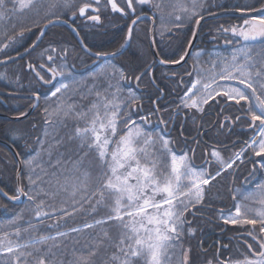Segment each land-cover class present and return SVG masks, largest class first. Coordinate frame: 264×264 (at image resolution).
<instances>
[{
  "label": "snow or ice",
  "instance_id": "obj_1",
  "mask_svg": "<svg viewBox=\"0 0 264 264\" xmlns=\"http://www.w3.org/2000/svg\"><path fill=\"white\" fill-rule=\"evenodd\" d=\"M236 10L247 14L242 25L216 30L232 46L230 55L196 50L185 41L188 50L181 43L170 56L125 68L113 61L131 48L140 24L152 25L143 30V39L151 35L150 48L157 46V31L176 38L186 36L180 30L187 28L195 38L201 21L215 14L213 7L207 0H0V53L6 57L0 63L34 56L24 68L41 88L50 86L43 94L33 91L30 105L39 108L42 95L46 101L38 147L19 162L14 194L0 188V197L24 204L0 223V264H194L185 241L196 234L194 220L209 186L225 172L239 186L228 188L232 209L218 214L225 225L240 226L237 246L244 251L206 264H264V0ZM106 20L125 21L122 43L114 51H92L80 32L103 29ZM62 26L94 62L87 82L71 71L67 41L44 45L49 32ZM28 32L36 37L30 46L23 43ZM72 53L82 60L76 48ZM169 64L183 69L171 70L181 89L175 117L191 122L192 142L204 145L200 166L196 149L177 151L165 129L147 127L159 109L142 114L140 96L127 87L129 80L139 86L147 79L159 92L152 71ZM0 79H8L7 73ZM236 125L250 132L239 151L229 154L227 142L218 140L212 144H222L223 152L206 150L209 133L224 135ZM22 135L11 132L13 142ZM245 160L252 168L240 170Z\"/></svg>",
  "mask_w": 264,
  "mask_h": 264
},
{
  "label": "trees",
  "instance_id": "obj_2",
  "mask_svg": "<svg viewBox=\"0 0 264 264\" xmlns=\"http://www.w3.org/2000/svg\"><path fill=\"white\" fill-rule=\"evenodd\" d=\"M207 2L213 7L214 13L228 12V11H238L237 6L240 8L256 3V0H207ZM147 8V6H145ZM207 16V15H206ZM90 24L91 22H86ZM105 28L103 29H89L84 27L80 32V37L85 40V43L92 46V51L104 50V51H114L122 43V34L120 32L125 21L123 20H106ZM242 17H222L218 19H212L206 21L200 29L197 43L195 46L196 50L210 51L213 48L220 47L224 39H221L217 33V28L221 25L225 27H230L233 25H242ZM80 25V21L76 22V26ZM194 27V26H192ZM149 29L148 23L140 24L137 30L138 38L134 40L131 48L120 55L113 62L117 66H123L125 68H131L135 66H140L150 63L153 58L151 55L149 47V39H143V30ZM157 29L159 30V21H157ZM37 31L33 29V32ZM183 33H187L186 36L181 35L176 38H162L159 35V31L155 35V40L158 42L155 46L159 58L164 56H170L177 47L183 43L186 50L187 43L185 41H190L192 33L188 31L187 28L180 30ZM55 34V35H54ZM230 35V34H228ZM27 38L26 43L30 44L36 39L31 32L25 33ZM215 37V39H213ZM3 37L0 35V41ZM64 40L67 41V47L69 49V65H74V67L79 68L82 61L87 60L88 57H84L83 53L80 52L79 45L74 37V35L64 26L56 27L49 32L48 38L45 39L44 45L46 46L50 41ZM19 47V46H18ZM76 48V51L82 56V60H77L75 58V53H72V49ZM232 49V46L230 47ZM11 51V49H9ZM39 51V50H37ZM20 52H23L21 48ZM16 53L13 52V57ZM26 58L22 61H17V63H11L6 66L0 67V73H7L8 79H0V89L1 91L13 93V94H33V91L47 92L46 89L41 88L28 74L24 65L28 62ZM0 59H6L3 53H0ZM193 61L189 60L186 67L191 68ZM177 72H183L180 67L175 69ZM167 72V75L162 73ZM77 79L80 74L73 73ZM171 75V70L158 67L152 74V77L156 80L159 90L163 93L162 99H160V92L157 91V87L149 86L148 80H144L139 84V88L144 91V93L138 94L140 96L139 105L142 109V114H147L150 110L159 109L157 113L150 117V120L154 123V126L158 125L160 120L157 118V114L160 118L165 121H169L172 118L174 110L176 111V104L178 103L179 95L181 94V89H177L173 80L168 78ZM16 77H19V83H17ZM92 77L89 78V80ZM185 80L190 79L185 76ZM32 101L29 99H7L6 107L1 105V113L10 116H20L21 113H25L31 105ZM46 101L41 96L40 107L27 119L20 122H9L1 119V140L10 144L11 147L16 151L19 159L23 161L33 154V149L38 147L36 144V137L41 135V129L44 124V112L43 107ZM155 105V106H154ZM170 106L171 108H166ZM166 108V109H165ZM214 119V116H212ZM207 119V117H206ZM182 122V117H176L175 127L178 128ZM172 123H167V127ZM35 126V127H33ZM238 125L234 126L232 132H225L224 135H214V133H209V138L205 139V142L211 144L212 146L221 147V151H224V146L222 144H212V140L226 141L227 148L230 146L229 154L231 151H239L240 147L243 146L241 143H237L232 146L234 140H236L239 135L246 139L247 135L250 133H239L237 131ZM16 131L22 133V137L18 138L13 142L11 138V132ZM184 132H186L187 137H193L195 129L193 128L191 122L184 124ZM247 136V137H246ZM177 137V136H176ZM178 138V137H177ZM176 138V139H177ZM175 140V139H174ZM173 140V142H174ZM207 143V144H208ZM177 144V143H176ZM192 144V143H191ZM192 146V145H191ZM204 147V145H203ZM208 148V147H207ZM1 149V166H0V188L8 191L9 194H14L16 182H15V171L16 165L12 155L4 147ZM200 147L197 148L199 150ZM196 154V152H195ZM195 163H201V159L195 158ZM240 170H245V168L240 167ZM231 171V170H229ZM236 175H239V170ZM219 182H214L215 187L209 186L211 192L208 194L204 205H201L202 211L197 213L196 219L194 220V225L196 227V234L194 236H189L184 247H191L194 264H206V260L212 259L214 256H219L223 260L229 258H238L240 253L244 251L243 248H238V241L232 235L242 231L240 226L225 225L219 217V212L223 208L224 212H227L232 208L233 201L231 200L228 192L229 187H238L239 182L232 184V177L228 175L227 172L224 173L223 177L218 178ZM23 182L26 184L27 180L24 179ZM6 205L7 210L3 207ZM24 207L23 203H19V206H14L13 203L7 201L5 198L0 197V223H6L9 217H12L15 213L21 211ZM27 215V213H25ZM191 219V215L189 214ZM51 223V222H49ZM223 223V224H222ZM232 238V239H230ZM227 245V247H225Z\"/></svg>",
  "mask_w": 264,
  "mask_h": 264
},
{
  "label": "flooded vegetation",
  "instance_id": "obj_3",
  "mask_svg": "<svg viewBox=\"0 0 264 264\" xmlns=\"http://www.w3.org/2000/svg\"><path fill=\"white\" fill-rule=\"evenodd\" d=\"M148 26L150 27V23H148ZM230 47L231 46L226 47V50H229ZM93 63H94L93 60H91L90 58H88L87 60L82 61L81 65H78V66H80L79 68H76V67H72L71 68V71L72 72H76V73H79L81 75V76H79L77 78L78 81H81V83H84V82H87L90 77H92L91 72L90 71L89 72H86V70H90L88 67L91 64H93ZM91 69H93V68H91ZM155 69H153L152 74L155 71ZM133 82H134V80H129L127 82V87H130L137 95L138 94H141V93H144V91L141 90L138 86H134ZM0 92H1V89H0ZM159 92H160V98L162 99L163 93L161 91H159ZM41 93L43 94L45 92H41ZM42 97H43V95H42ZM7 99H9V98L1 97V95H0V116H1V114H3V113H1V105H2V107L5 108L6 107V100ZM166 108H171V107L170 106H167ZM154 109H156V108L154 107ZM156 113H157V111H156ZM213 116L215 118V114L214 113H213ZM173 117H175V110H174L173 115H172V118ZM180 117H182V122H181V124H180V126L178 128L175 127V119H176V117H175V119L172 120V123H171L170 126L167 127V124L159 123L158 125L155 126L156 127L155 129H156V131H159L160 129H165L166 131H165L164 134L165 135H169L172 140L175 139L174 140V147L176 148L177 151H188L189 148H194V149H196L195 158L196 159H201L202 151L205 150V149H204L203 145H201V146H199L200 149L197 150L198 146L192 142V138L196 135V132L194 133L193 137H187L186 132H184V124H185L184 123V118H183L182 115ZM157 118H158V120H160V115L159 114H157ZM0 120H1V117H0ZM33 127H35V126H33ZM236 128H237V131L239 133H241V132L247 133V134L250 133L249 130L246 129L245 127H243V126L238 125ZM214 135L216 136L217 134L214 133ZM247 136H249V135H247ZM248 138L249 137H247L246 139H244V137H242V136L239 135V137L236 140L233 141L232 146L235 145V144H237V143L244 144V141L247 140ZM0 141H1V122H0ZM207 143L204 141V144H207ZM207 145H208V148L206 149L207 151H211L212 147H216V148H218L220 150L222 149L221 147L212 146L209 143ZM230 146H228V148ZM0 147H1V145H0ZM189 154L191 155V153H189ZM203 163H204V161L201 159V163L196 164V165L197 166H200ZM0 166H1V149H0ZM240 167L245 168V170L246 169H251L252 168V164L250 162H248L247 160H245V163L242 164V165H240Z\"/></svg>",
  "mask_w": 264,
  "mask_h": 264
},
{
  "label": "water",
  "instance_id": "obj_4",
  "mask_svg": "<svg viewBox=\"0 0 264 264\" xmlns=\"http://www.w3.org/2000/svg\"><path fill=\"white\" fill-rule=\"evenodd\" d=\"M245 15H247V14H246V13H242V12H235V11L215 13L213 16H206V17H205V20H204V21H201L200 28H201L202 24H203L204 22L208 21V20L218 19V18L228 17V16L244 17ZM151 27H152V25H150V28H151ZM66 28L69 29L68 27H66ZM200 28H199V29H196V31L198 32V34H199V31H200ZM194 29H195V27H194ZM69 30H70V29H69ZM198 34H197V36H198ZM73 35H74V34H73ZM74 36H75V35H74ZM197 36H196L195 38H193V36H192V38H191V41H192V43H193V46H195V44H196ZM75 38H76V40L79 39V38H77V37H75ZM149 39H151V35H150ZM150 49H151V53H152L154 59H155V60H158V59H159L158 56H157V55H154V53H156L155 46L151 47ZM186 50H188V47H187ZM125 51H126V49L123 50V52H125ZM21 54H23V52H22ZM13 59H16V56L13 57ZM11 63H12L11 61H9V62L6 63V64H5V63H0V66H5V65H8V64H11ZM91 66H93V65H91ZM157 67H163V68H165V69H177V68H179L180 66H179V65H172V64H169V65H164V66H159V65H158ZM136 84H137V82L134 80V85L136 86ZM44 87L48 88V87H50V86H44ZM0 95H1L2 97H8V98H15V99L34 98V100H35V97H34V96H30V95L7 94V93H2V92H0ZM34 110H35V109L30 108V109L27 111V115H22V116H20V117L9 118V117H5V116L1 115V118L5 119V120H8V121H12V122H18V121H22V120L28 118ZM0 144H1L2 146L6 147V148H7V149L13 154V156H14V158H15V160H16V165H17L16 175H15V182H16V177H17V175L19 174V172H20L21 169H22L21 163H19L20 160H19V158L17 157V154L14 152V150H13L8 144H6V143H4V142H2V141H0ZM4 198L6 199V197H4ZM6 200H7V199H6ZM22 200H23V198H22ZM9 202H10V201H9ZM11 203H12V202H11ZM17 203H20V202H17Z\"/></svg>",
  "mask_w": 264,
  "mask_h": 264
},
{
  "label": "rangeland",
  "instance_id": "obj_5",
  "mask_svg": "<svg viewBox=\"0 0 264 264\" xmlns=\"http://www.w3.org/2000/svg\"><path fill=\"white\" fill-rule=\"evenodd\" d=\"M217 52H219V54L221 55V56H225V55H230V52L231 51H217ZM142 123V122H141ZM147 127H150V128H152V129H155L156 127L154 126V123L150 120V123H149V125H147ZM156 130V129H155ZM234 214V213H233Z\"/></svg>",
  "mask_w": 264,
  "mask_h": 264
}]
</instances>
